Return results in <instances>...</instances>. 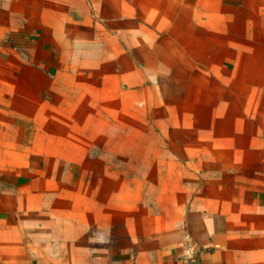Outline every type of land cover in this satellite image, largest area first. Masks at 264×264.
<instances>
[{"label": "crops", "instance_id": "0c3cea01", "mask_svg": "<svg viewBox=\"0 0 264 264\" xmlns=\"http://www.w3.org/2000/svg\"><path fill=\"white\" fill-rule=\"evenodd\" d=\"M0 264H264V0H0Z\"/></svg>", "mask_w": 264, "mask_h": 264}]
</instances>
